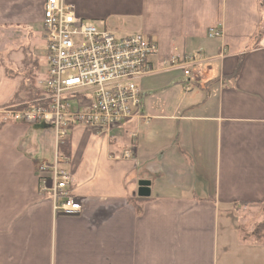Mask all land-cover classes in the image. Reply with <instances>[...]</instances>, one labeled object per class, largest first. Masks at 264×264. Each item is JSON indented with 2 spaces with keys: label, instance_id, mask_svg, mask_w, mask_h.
Listing matches in <instances>:
<instances>
[{
  "label": "crops",
  "instance_id": "1",
  "mask_svg": "<svg viewBox=\"0 0 264 264\" xmlns=\"http://www.w3.org/2000/svg\"><path fill=\"white\" fill-rule=\"evenodd\" d=\"M67 1L119 33L154 37L155 71L139 81V115L109 136L72 129L63 165L78 215H56L39 189L37 163L54 159L52 127L3 121L0 264H264V230L227 228L222 216L264 204V0ZM44 2L0 0V36L31 37ZM34 47L17 56L21 65L0 61V109L24 75L37 77ZM198 50L193 79L163 67L171 54ZM141 179L151 181L149 196L138 195Z\"/></svg>",
  "mask_w": 264,
  "mask_h": 264
},
{
  "label": "built area",
  "instance_id": "2",
  "mask_svg": "<svg viewBox=\"0 0 264 264\" xmlns=\"http://www.w3.org/2000/svg\"><path fill=\"white\" fill-rule=\"evenodd\" d=\"M42 30L48 67L40 97L36 104L22 108L8 106L3 118L54 128V159L37 163L39 189L51 193L56 215L74 216L82 212V203L71 192L72 175L63 165L68 158L60 144L76 126L108 135L139 115L143 103L139 81L155 71L152 59L159 44L144 32L122 34L102 21L81 17L67 0H45ZM220 35L218 28L210 34ZM203 58L200 50L175 53L164 64L181 67L193 79ZM123 156L132 152L127 150Z\"/></svg>",
  "mask_w": 264,
  "mask_h": 264
},
{
  "label": "rangeland",
  "instance_id": "3",
  "mask_svg": "<svg viewBox=\"0 0 264 264\" xmlns=\"http://www.w3.org/2000/svg\"><path fill=\"white\" fill-rule=\"evenodd\" d=\"M221 30V29H220ZM29 34H31V37H26L27 35V31L25 30H20L13 34H17L16 36H12V31L9 30V32H2L1 36H0V54H1V50H3V54L2 56H0V61H2V59L5 61L6 64H8L9 66L12 67H16L17 65H21V62H19V64L17 63V56L18 55H24L26 53H32V51H34L36 46V53L39 57V61H40V68L38 70V74L36 79H35V83H36V89L34 90H30V92H24L22 90H20V87L22 85L23 80H21L20 83V87H19V92L16 96V99L11 103V105H16V108H22L25 105H27V103H32L33 98L35 97V93L37 95V91H39L38 96L40 95V83L41 80L43 79L44 73L48 67L46 59H44L45 54H44V33L42 30V27L38 26L36 29H32V30H28ZM147 34V33H146ZM222 34V31H221ZM159 53V51H158ZM175 54V53H174ZM173 55V54H171ZM170 55V56H171ZM169 58V57H168ZM167 58V59H168ZM167 59H164L167 60ZM163 61V67L165 69H171L172 67L169 64H164ZM201 68L200 67V72H201ZM40 80V82H39ZM191 85H189L190 87ZM9 105L3 107L0 109V121H4V110L5 108H7ZM25 123V122H24ZM30 124V123H29ZM133 124L130 125V129L127 128V131H132L131 130V126ZM54 130V128H52ZM120 133L122 134L121 131L119 130H114L111 134L112 137H114L115 134ZM54 134H55V130H54ZM128 135V133H127ZM109 136V135H108ZM129 136V135H128ZM56 140V137H55ZM68 140V138L66 139ZM123 144V143H122ZM69 145V143H68ZM124 145V144H123ZM61 146V144H60ZM56 147V145H55ZM224 209H222V216H225V218H229V222L225 223L226 220H223L224 222V226H226L227 228L229 227V223L232 222V224L234 225H242L243 230H248V229H254L256 228L257 230H264V204H262L259 207H251L248 210L245 209H233L232 212H224ZM224 214V215H223ZM233 216V217H232ZM243 218H245L244 220H242ZM247 219H251V221L249 223H247L248 221H246Z\"/></svg>",
  "mask_w": 264,
  "mask_h": 264
},
{
  "label": "trees",
  "instance_id": "4",
  "mask_svg": "<svg viewBox=\"0 0 264 264\" xmlns=\"http://www.w3.org/2000/svg\"><path fill=\"white\" fill-rule=\"evenodd\" d=\"M35 77H31L30 75H29V73H27L26 75H24V77H23V82H22V85H21V87H20V90H22V91H24L25 93L27 92H30V90L32 89V90H34V89H36V83H35ZM40 93H41V89H40ZM38 94H39V91H37V95H36V93H35V97L33 98V104H36V99L38 98V97H40V96H38ZM29 103V102H28ZM27 106H29V104H27ZM3 123V121H0V125ZM68 143H69V141L68 140H64L62 143H61V146H60V151H61V153H62V155L65 157V156H68V154H69V151H68V149H69V145H68Z\"/></svg>",
  "mask_w": 264,
  "mask_h": 264
},
{
  "label": "water",
  "instance_id": "5",
  "mask_svg": "<svg viewBox=\"0 0 264 264\" xmlns=\"http://www.w3.org/2000/svg\"><path fill=\"white\" fill-rule=\"evenodd\" d=\"M151 181L141 179L138 181V195L142 197L149 196L151 194L150 190Z\"/></svg>",
  "mask_w": 264,
  "mask_h": 264
},
{
  "label": "bare ground",
  "instance_id": "6",
  "mask_svg": "<svg viewBox=\"0 0 264 264\" xmlns=\"http://www.w3.org/2000/svg\"><path fill=\"white\" fill-rule=\"evenodd\" d=\"M213 33V30L211 31V33L210 34H212ZM221 36V35H220Z\"/></svg>",
  "mask_w": 264,
  "mask_h": 264
}]
</instances>
